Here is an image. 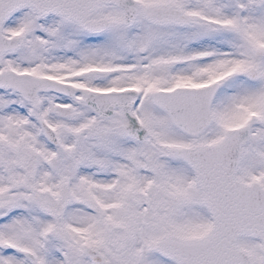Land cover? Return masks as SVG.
Segmentation results:
<instances>
[{
	"label": "snow or ice",
	"instance_id": "snow-or-ice-1",
	"mask_svg": "<svg viewBox=\"0 0 264 264\" xmlns=\"http://www.w3.org/2000/svg\"><path fill=\"white\" fill-rule=\"evenodd\" d=\"M0 264H264V0H0Z\"/></svg>",
	"mask_w": 264,
	"mask_h": 264
}]
</instances>
